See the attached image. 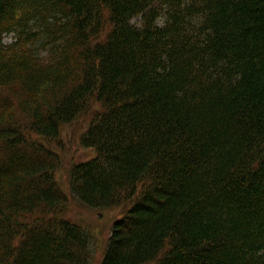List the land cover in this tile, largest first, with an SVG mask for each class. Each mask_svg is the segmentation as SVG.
Masks as SVG:
<instances>
[{
	"label": "trees",
	"instance_id": "16d2710c",
	"mask_svg": "<svg viewBox=\"0 0 264 264\" xmlns=\"http://www.w3.org/2000/svg\"><path fill=\"white\" fill-rule=\"evenodd\" d=\"M79 117L100 264H264V0H0V264H90Z\"/></svg>",
	"mask_w": 264,
	"mask_h": 264
},
{
	"label": "rangeland",
	"instance_id": "374dc122",
	"mask_svg": "<svg viewBox=\"0 0 264 264\" xmlns=\"http://www.w3.org/2000/svg\"><path fill=\"white\" fill-rule=\"evenodd\" d=\"M12 38L11 34L4 35L3 43L9 44ZM40 56L44 57V54L40 53ZM84 127L85 117H79L72 124L62 128L59 138L44 145L59 157L60 165L55 180L67 196L66 208L61 216L86 232L91 251L90 264H100L112 224L121 217L124 206L109 209L90 208L70 193L69 166L72 163L87 161L94 156L93 150L79 145L78 139Z\"/></svg>",
	"mask_w": 264,
	"mask_h": 264
}]
</instances>
